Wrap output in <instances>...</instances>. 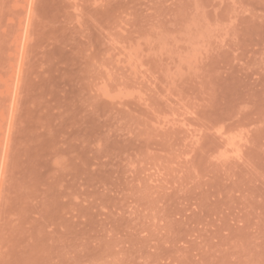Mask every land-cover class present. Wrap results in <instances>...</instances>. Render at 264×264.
<instances>
[{"label":"rangeland","instance_id":"rangeland-1","mask_svg":"<svg viewBox=\"0 0 264 264\" xmlns=\"http://www.w3.org/2000/svg\"><path fill=\"white\" fill-rule=\"evenodd\" d=\"M0 264H264V0H0Z\"/></svg>","mask_w":264,"mask_h":264}]
</instances>
